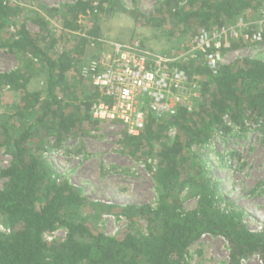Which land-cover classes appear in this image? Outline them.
Segmentation results:
<instances>
[{"label":"trees","instance_id":"16d2710c","mask_svg":"<svg viewBox=\"0 0 264 264\" xmlns=\"http://www.w3.org/2000/svg\"><path fill=\"white\" fill-rule=\"evenodd\" d=\"M91 1L80 0L69 12L73 16L87 9L107 15L124 11L120 0ZM161 6L175 27L185 28L191 22L196 33L199 29L211 32L214 25H235L251 9L264 12V0H164ZM38 7L47 17L58 12ZM14 15L8 1L0 0V48H6L18 62L15 70L0 72V91L18 95L0 113V146L11 159L0 170V180H6L0 189V221L7 227V232H0V264H190L186 259L189 247L205 235L226 241L227 264H242L254 256L264 264V228L251 231L247 227L243 210L224 199L194 151L216 137L241 138L248 130L264 134V57L220 66L215 75L207 68L211 78L208 93L195 99L190 110L179 107L174 115L161 118L147 112L139 137L133 139L136 143L131 145L128 139L123 146L129 154L141 152L156 184V206L122 209L123 215L143 219L146 232L130 225L115 236H105L80 216L88 204L82 190L61 180L44 159L51 140V147L60 148L76 135H72L75 117L61 110L64 101L65 106L83 102L86 120H90L88 113L98 91L81 99L59 96L62 88L67 90V75L79 72L85 64L76 59L88 39L79 38L72 55L55 58L53 44L43 40L52 38L43 19L36 20L41 36H33L20 25L15 26L12 38H2L3 29L14 25ZM63 26L71 28L72 17ZM173 65L186 70L191 78L188 64ZM36 70L43 71L44 96L27 88ZM167 126L175 128L176 136L159 144ZM78 132L79 137L88 135L83 128ZM151 160L156 161L155 166ZM185 188L196 199L195 208L188 212L182 210L178 198ZM58 227L66 229L65 239L47 243L44 235Z\"/></svg>","mask_w":264,"mask_h":264},{"label":"rangeland","instance_id":"374dc122","mask_svg":"<svg viewBox=\"0 0 264 264\" xmlns=\"http://www.w3.org/2000/svg\"><path fill=\"white\" fill-rule=\"evenodd\" d=\"M7 1L15 15L12 17L14 25L3 29L4 40L12 38L15 26L20 25L25 26L33 36H41L36 20L42 19L48 23L47 32L52 36L51 40L49 37H44L43 40L47 45L53 44L52 54L55 58L64 54L72 55L77 40L83 37L88 39L82 55L76 59L77 62L85 64L80 66L81 72H70L67 75V84L64 86L67 90L62 88L59 91L60 97H67L68 94L79 99L86 95L94 96L98 89L92 84L95 74L92 67L99 66L101 61L105 62L110 54V43L128 42L135 38L151 53L177 58V64H188L191 78L197 86L196 99L208 93L211 78L207 65L199 52L190 46L196 32H193L191 22L185 28L175 27L169 14L161 8L164 0H120L124 11L115 10L107 15L87 9L85 13L77 12L73 16L69 10L80 0ZM38 4L58 12L53 17H47ZM95 5L94 3L93 6ZM181 5L187 7L185 3ZM160 9L163 16L162 11L158 12ZM67 17H72L71 28L63 26ZM243 20V23L250 25L244 32L238 29L236 41H227L220 48V66L235 65L244 58L264 57V44L258 46L251 40L258 22L264 20V12L251 9L245 13ZM224 27L235 28L236 24ZM17 67L16 58L6 48H0V72H9ZM97 69L102 70L100 66ZM44 87L43 71L36 70L27 88L30 92L44 96ZM98 96L91 103L88 113L90 120H86L87 111L83 102H71L70 106L63 105L65 101L62 103L63 114H73L75 117L76 125L72 135H76L64 142L60 148L51 147V140L44 159L61 180L82 190L88 204L80 210V216L95 232L115 236L130 225H137L146 232L143 219L135 214L123 215L122 209L127 206L155 207L158 195L156 184L140 155L141 152L137 151L132 155L123 146L128 139L131 145L136 140L130 138L122 126L109 125L92 117V107ZM17 98L18 95L12 91H0V113ZM79 126L80 129H86L88 135L77 136ZM175 136V128L167 126L162 132L159 144L171 142ZM241 136L216 137L204 148H194V151L202 158L224 199L243 210L247 227L251 231H258L264 228V134L248 130ZM10 161L5 148L0 146V170L8 167ZM151 164L155 166L156 161L151 160ZM5 183L6 180H0V189ZM178 198L183 211L188 212L195 208L196 199L192 197L189 189H183ZM0 232H7V227L1 221ZM66 232V229L58 227L54 232L46 233L44 240L47 243L63 241ZM228 253L229 246L225 240L205 235L189 247L186 259L190 264H227ZM259 259L254 256L242 264H259Z\"/></svg>","mask_w":264,"mask_h":264},{"label":"built area","instance_id":"2783aa9c","mask_svg":"<svg viewBox=\"0 0 264 264\" xmlns=\"http://www.w3.org/2000/svg\"><path fill=\"white\" fill-rule=\"evenodd\" d=\"M243 21L237 19L235 28L222 26L211 32L199 29L191 40L190 46L204 58L213 75L220 67V48L238 39V29H248L250 24ZM254 30L252 42L263 45L264 20ZM176 62L177 58L151 53L137 38L110 43V54L98 64L102 70L92 67V84L99 92L92 107L94 120L120 125L130 138L136 139L147 112L161 118L174 115L179 107L190 110L197 86L184 69L173 65Z\"/></svg>","mask_w":264,"mask_h":264}]
</instances>
